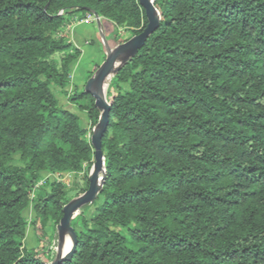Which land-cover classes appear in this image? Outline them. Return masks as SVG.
<instances>
[{"label": "trees", "instance_id": "trees-1", "mask_svg": "<svg viewBox=\"0 0 264 264\" xmlns=\"http://www.w3.org/2000/svg\"><path fill=\"white\" fill-rule=\"evenodd\" d=\"M154 6L158 28L108 82L104 181L60 264H264V0ZM88 13L128 31L121 42L147 22L139 0H0V264L52 263L62 208L88 188L101 112L84 88L63 91L84 128L52 89L80 54L61 30ZM42 173L84 185L32 199ZM30 203L47 261L23 244Z\"/></svg>", "mask_w": 264, "mask_h": 264}, {"label": "water", "instance_id": "water-1", "mask_svg": "<svg viewBox=\"0 0 264 264\" xmlns=\"http://www.w3.org/2000/svg\"><path fill=\"white\" fill-rule=\"evenodd\" d=\"M140 6L145 11L146 25L140 33L132 36L128 40L116 45L114 48L107 49L104 61L94 71L91 77L84 84V91L89 93L95 100V106L100 110L98 123L92 128L90 138L94 149V163L89 172V185L85 192L73 198L62 208V217L57 224L59 253L56 259L49 264H60L70 258L76 246V233L71 226V220L76 215L78 209L86 204L93 202L100 192V187L104 181V158L101 149V138L108 123L110 103L105 99L104 90L111 77L119 70L126 60L133 56L144 45L146 39L158 28L159 13L154 6V0H139ZM96 17L97 14L93 13ZM99 24V23H98ZM123 57L122 60L120 58ZM120 60V61H119ZM69 233L71 236V247L65 252H60V244L63 234Z\"/></svg>", "mask_w": 264, "mask_h": 264}, {"label": "crops", "instance_id": "crops-1", "mask_svg": "<svg viewBox=\"0 0 264 264\" xmlns=\"http://www.w3.org/2000/svg\"><path fill=\"white\" fill-rule=\"evenodd\" d=\"M93 24L94 22H78V19L74 18L61 30V33H60V35L65 37V39L68 42H71L76 48L80 50V54L78 58L70 64L69 84L63 90H60L57 88L60 95H62L63 97V102H61L59 99L58 101H59V104L63 108L76 114L79 119H82L83 121L82 127L84 128H88V119H87L86 113L83 111H79L74 104L70 103L67 99V95H65L63 91H66L67 93H71L74 88H77L78 90H80L81 88H84L85 81L83 80L84 79L83 73H85L84 71L85 64H86L85 60L88 59V57L98 56V58H101L100 60L101 63L104 61L106 57L107 50L105 51L104 49H102V46L100 45V43H98L99 41L96 39L97 38L96 31L94 30L95 27ZM96 26L102 36L103 26H101V23L99 24L96 23ZM100 64H98L93 69V73L99 67ZM43 174L44 173H42V175ZM29 216H30L29 218H31V221H32L34 219L33 209H32V213ZM32 228L30 229V232L35 236L36 241H37L38 240L37 234L33 226ZM41 241L40 242L38 241L39 243L37 242L36 245L31 248H37L38 250L42 249L44 240L41 239ZM63 243H64V240H62L60 247H62ZM57 247H58V244H57ZM57 247H56V251L58 254L59 250L57 249ZM47 248H48V244H47ZM44 249H46V247ZM61 251L62 249L60 248V252ZM42 253H44V251H40V254Z\"/></svg>", "mask_w": 264, "mask_h": 264}, {"label": "rangeland", "instance_id": "rangeland-1", "mask_svg": "<svg viewBox=\"0 0 264 264\" xmlns=\"http://www.w3.org/2000/svg\"><path fill=\"white\" fill-rule=\"evenodd\" d=\"M96 21L94 22V30L96 31V39L99 41L98 43H100V45L102 46V49H104L105 51L107 49L110 48H114V46H116V44H120L122 43L121 41L125 40L126 38H128L130 36V33L128 31H125L121 28H117L113 23H111L110 21L101 18L99 20V23H101V26H103L102 28V36L96 26ZM101 58H98V56L95 57H88V59H86V64H85V73L84 74V81H87V77L89 75V73L93 72V69L101 63ZM52 89L54 90V92L57 95V98L63 102V97L62 95H60L59 91L57 90V88L52 86ZM83 89V88H81ZM80 89V90H81ZM78 90V89H77ZM112 93V90L109 88V84L106 86L105 88V99L106 101L109 100V96ZM82 119H79V124L82 126ZM92 135V129L88 128V133L86 135V138L90 141ZM16 159V158H15ZM90 172V171H89ZM83 175L82 173H77V174H69L67 175L66 173H58V174H53V173H44L41 180L36 184V186L34 187V189L32 190V193L30 195V197L33 199L36 195V193L40 190L43 189V187H46V184L51 182V181H55V182H60L62 184H64L67 187H70L71 189H76L77 187H81L84 185V180L82 179ZM93 212L92 209L89 210V213L91 214ZM32 213V203L29 204L28 208H26L23 212V215H25L26 220L28 222L27 227L25 229V238L23 241V244L27 247V248H31L34 247L36 245V243L38 242V240L36 241L35 236L30 232V229L32 228V221L31 218H29L30 214ZM33 229V228H32ZM53 230L52 233H54L56 230ZM50 232V231H48ZM64 240V239H63ZM39 243V242H38ZM43 248L40 249V251H44V253L46 252L47 249V242L44 241L43 242ZM63 245V244H62ZM46 247V249H44ZM62 249V247H61ZM44 253L41 254V259L44 261H47L46 257L44 256Z\"/></svg>", "mask_w": 264, "mask_h": 264}, {"label": "bare ground", "instance_id": "bare-ground-1", "mask_svg": "<svg viewBox=\"0 0 264 264\" xmlns=\"http://www.w3.org/2000/svg\"><path fill=\"white\" fill-rule=\"evenodd\" d=\"M123 57L124 56H122L120 58V60H122ZM104 93H105V90H104ZM63 237H64L63 238L64 239V243L62 245V251H61V253L67 252L70 249V247H71V236H70V234L66 232V233L63 234Z\"/></svg>", "mask_w": 264, "mask_h": 264}, {"label": "built area", "instance_id": "built-area-1", "mask_svg": "<svg viewBox=\"0 0 264 264\" xmlns=\"http://www.w3.org/2000/svg\"><path fill=\"white\" fill-rule=\"evenodd\" d=\"M100 19L101 17L99 16L96 17L93 13H88L84 18L78 20V22H95L96 21L97 23H99ZM66 174L69 175L70 173H66Z\"/></svg>", "mask_w": 264, "mask_h": 264}]
</instances>
